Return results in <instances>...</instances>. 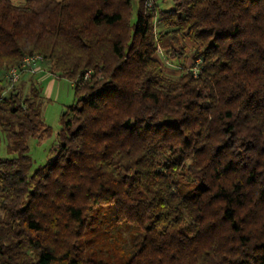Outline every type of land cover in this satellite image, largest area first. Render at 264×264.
Segmentation results:
<instances>
[{
	"label": "trees",
	"instance_id": "trees-1",
	"mask_svg": "<svg viewBox=\"0 0 264 264\" xmlns=\"http://www.w3.org/2000/svg\"><path fill=\"white\" fill-rule=\"evenodd\" d=\"M174 2L0 0V264H109L103 224L119 264H264V0ZM183 37L195 66L168 76ZM34 54L77 102L31 173L40 90L5 74Z\"/></svg>",
	"mask_w": 264,
	"mask_h": 264
},
{
	"label": "rangeland",
	"instance_id": "rangeland-1",
	"mask_svg": "<svg viewBox=\"0 0 264 264\" xmlns=\"http://www.w3.org/2000/svg\"><path fill=\"white\" fill-rule=\"evenodd\" d=\"M18 1V0H17ZM23 1V0H20ZM175 0H149L150 4H147L149 7L153 5H157L160 8H169L174 5ZM154 33L164 28L161 22L158 19H155L154 22ZM194 43L188 38H181L180 43L176 46L175 51H171L169 54L170 58L165 56V53L158 48L157 57L160 59L163 69L166 75L171 77H177L184 70V67L192 66L195 62L194 60ZM177 54L174 56L176 58L172 59V54ZM180 56V57H179ZM46 67V66H45ZM44 74V73H42ZM40 74H35L33 77V81L30 79L25 80V82L19 85L20 91L23 95L27 94L31 90V84L33 83L40 90V100L42 102L43 107V120L46 127L49 128V133L45 135V133H40L38 137L29 138V155L33 159V166L31 173H33L37 168L46 165L51 159L55 156L54 149L57 147L59 143L60 133L63 129V117L64 113L68 111L69 107L74 105L77 102V97L72 86V83L67 78L62 77H54V84L51 83L52 78L50 76H42L43 78L38 79ZM31 75L25 74L24 77ZM27 81V82H26ZM24 89V90H23ZM26 96V95H25ZM0 154L2 157H7L6 151V139L4 135L0 141ZM107 212L106 209L102 210V213L105 214ZM101 214V215H103ZM102 216H100V220ZM107 220H112L109 216ZM109 221L107 222V224ZM89 229H92L90 227ZM133 227L131 226H123L119 230L122 231L123 237L127 240L131 239ZM90 231V230H89ZM108 231V232H107ZM113 231V230H112ZM99 234V240L89 245L87 249L97 254V260L101 262H106L109 264H119L120 262H126L128 260V255H124L119 259L116 256V248L112 244V240L110 236L114 234V231L111 232L107 225H100L97 231H90L87 234V237L92 234ZM114 241L116 239L112 238Z\"/></svg>",
	"mask_w": 264,
	"mask_h": 264
},
{
	"label": "built area",
	"instance_id": "built-area-1",
	"mask_svg": "<svg viewBox=\"0 0 264 264\" xmlns=\"http://www.w3.org/2000/svg\"><path fill=\"white\" fill-rule=\"evenodd\" d=\"M150 4V3H149ZM44 57L40 54H34L25 57L19 66L11 68L6 74L5 79L10 84V88L18 83L25 74L35 75L43 71L42 63ZM196 69L194 68V72Z\"/></svg>",
	"mask_w": 264,
	"mask_h": 264
},
{
	"label": "crops",
	"instance_id": "crops-1",
	"mask_svg": "<svg viewBox=\"0 0 264 264\" xmlns=\"http://www.w3.org/2000/svg\"><path fill=\"white\" fill-rule=\"evenodd\" d=\"M42 69L44 70V71H42V72H40L41 74L42 73H44V74H42V75H39V77H38V79H42L43 77L42 76H50V78H52V80H51V83L52 84H54V77H57L56 75H54V74H52V73H50L49 71H45L46 69H45V64L43 63L42 64ZM40 73H38V74H40ZM34 75H28V76H26V77H23V79H22V82L24 83L25 82V80H28V79H30L31 81H33V77ZM36 76V75H35ZM27 82V81H26Z\"/></svg>",
	"mask_w": 264,
	"mask_h": 264
}]
</instances>
